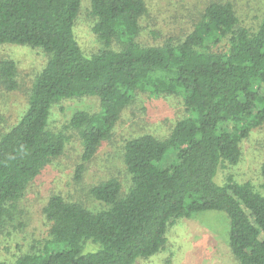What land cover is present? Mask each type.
Here are the masks:
<instances>
[{"label":"trees","instance_id":"obj_1","mask_svg":"<svg viewBox=\"0 0 264 264\" xmlns=\"http://www.w3.org/2000/svg\"><path fill=\"white\" fill-rule=\"evenodd\" d=\"M82 2L0 0V45L48 55L27 108L0 135V236L31 181L65 152V130L49 128L56 104L88 96L101 103L100 112L79 109L69 120L82 138L78 183L138 93L180 95L186 114L164 138L144 133L126 141L130 188L123 193L116 178L90 188L107 208L52 195L43 208L50 239L0 264H134L164 247L174 218L206 210L229 216L238 264H264V193L250 181L215 179L223 165L239 163L251 130L264 126V16L254 29L231 2H212L186 35L151 45L139 41L146 0H90L99 49L87 55L74 31ZM0 83L19 88L16 60H1ZM172 152L176 160L162 167Z\"/></svg>","mask_w":264,"mask_h":264},{"label":"rangeland","instance_id":"obj_2","mask_svg":"<svg viewBox=\"0 0 264 264\" xmlns=\"http://www.w3.org/2000/svg\"><path fill=\"white\" fill-rule=\"evenodd\" d=\"M146 2L148 13L142 19L139 41L151 45L186 35L212 2H231L242 24L254 29L258 28L264 16V0ZM94 21L90 0H83L74 31L87 55L99 49L93 31ZM5 58L17 62L19 88L9 90L0 83V135L14 126L27 108L35 77L47 63L48 55L28 45L3 44L0 45V62ZM79 109L98 113L101 110L100 100L95 96L70 98L53 107L49 128L65 130L68 136L65 152L49 162L31 181L12 219L4 224L0 236V260L13 262L24 252L43 248L50 239L51 226L43 208L54 194H61L68 200H78L92 211L107 208L105 203L90 194V188L110 178L122 183L123 193L130 188L131 175L123 161L126 141L144 133L164 138L177 120L186 114L180 95L152 96L138 93L122 112L110 138L101 144L95 158L88 163L83 180L78 183L74 174L83 145L79 132L69 127V120ZM175 160L176 152H172L161 166H169ZM263 162L264 126H259L253 128L242 142L239 163L223 165L215 179L220 184L229 177L239 182L250 181L256 190L264 193ZM229 232L230 218L224 211L206 210L194 213L191 217L174 218L168 227L164 247L149 258H139L134 264H238L230 249Z\"/></svg>","mask_w":264,"mask_h":264}]
</instances>
